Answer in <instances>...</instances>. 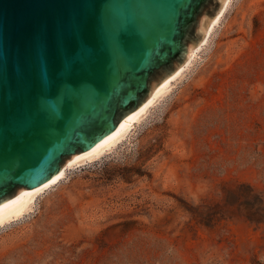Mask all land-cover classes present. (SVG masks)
<instances>
[{
    "label": "rangeland",
    "instance_id": "1",
    "mask_svg": "<svg viewBox=\"0 0 264 264\" xmlns=\"http://www.w3.org/2000/svg\"><path fill=\"white\" fill-rule=\"evenodd\" d=\"M230 4L117 144L0 226V264H264V222L236 197L264 193V0ZM202 202L218 225L182 206Z\"/></svg>",
    "mask_w": 264,
    "mask_h": 264
},
{
    "label": "water",
    "instance_id": "2",
    "mask_svg": "<svg viewBox=\"0 0 264 264\" xmlns=\"http://www.w3.org/2000/svg\"><path fill=\"white\" fill-rule=\"evenodd\" d=\"M223 2L0 0V204L135 111Z\"/></svg>",
    "mask_w": 264,
    "mask_h": 264
},
{
    "label": "bare ground",
    "instance_id": "3",
    "mask_svg": "<svg viewBox=\"0 0 264 264\" xmlns=\"http://www.w3.org/2000/svg\"><path fill=\"white\" fill-rule=\"evenodd\" d=\"M231 0H224L222 7L217 15L209 24L205 36L201 42L191 51L189 57L174 73L164 79L152 92V94L130 115L124 118L114 130L104 136L102 139L93 144L90 148L76 154L56 174L43 181L42 183L30 188L25 189L9 199L8 201L0 204V226L7 223L11 219L18 218L28 207L38 194L48 189L49 187L58 183L65 174L68 167L73 165L83 164L91 161L102 154L108 149H111L117 144L130 130L132 125L137 123L168 90L171 83L176 80L183 73L184 69L190 64L194 54L200 50L212 37L215 28L220 25L225 13L231 5Z\"/></svg>",
    "mask_w": 264,
    "mask_h": 264
},
{
    "label": "trees",
    "instance_id": "4",
    "mask_svg": "<svg viewBox=\"0 0 264 264\" xmlns=\"http://www.w3.org/2000/svg\"><path fill=\"white\" fill-rule=\"evenodd\" d=\"M239 194L236 195L237 200L246 207L254 208V213L247 215V219L260 225L264 222V193H255L250 184L241 183L238 187ZM242 197V194H245ZM227 200V199H226ZM182 206L187 210L193 219L197 222L206 225L208 227H213L218 225L224 217L222 214L218 213V209L215 205L209 204L207 202H202L198 205H188L187 203H182ZM260 264L259 261H255Z\"/></svg>",
    "mask_w": 264,
    "mask_h": 264
}]
</instances>
